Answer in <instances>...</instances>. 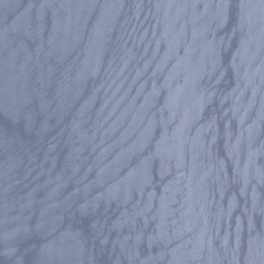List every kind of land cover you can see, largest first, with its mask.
Returning <instances> with one entry per match:
<instances>
[{
    "label": "water",
    "instance_id": "1",
    "mask_svg": "<svg viewBox=\"0 0 264 264\" xmlns=\"http://www.w3.org/2000/svg\"><path fill=\"white\" fill-rule=\"evenodd\" d=\"M0 264H264V0H0Z\"/></svg>",
    "mask_w": 264,
    "mask_h": 264
}]
</instances>
